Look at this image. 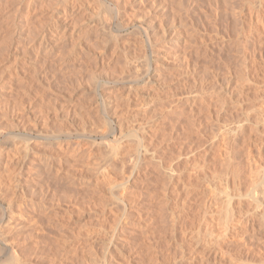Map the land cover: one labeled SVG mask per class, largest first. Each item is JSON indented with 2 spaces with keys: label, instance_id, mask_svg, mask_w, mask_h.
I'll use <instances>...</instances> for the list:
<instances>
[{
  "label": "rangeland",
  "instance_id": "obj_1",
  "mask_svg": "<svg viewBox=\"0 0 264 264\" xmlns=\"http://www.w3.org/2000/svg\"><path fill=\"white\" fill-rule=\"evenodd\" d=\"M62 1L59 0L57 2V8L60 10L59 14L69 17L64 22V25L70 26L72 30L75 28V31H77L71 35L72 37L68 36L65 41L63 39L62 43H56L55 46L51 44L47 48L46 46L40 47L39 39L42 35H46V40L50 41V43L55 39L53 29H51L54 24V12H51L50 1L35 0L33 2L34 5H30L29 7L27 6V0H20L19 3L15 4L12 3L13 0H3L2 2L3 7L1 8L3 9L0 13V26H2L0 28V49L3 52L0 51V54H4L3 56L0 55V60L6 61L2 63L1 60L0 63V69L3 68L0 70V136L3 135L0 137V166L2 165L0 172L3 173L4 171L10 178L19 177L22 180L20 187L25 188L26 192L21 195L20 191H14L13 188L11 190V187L1 180L6 174H0V201H2V197L9 198L11 195L13 197L12 208H7L8 206L6 205L4 209H0V229L3 230L2 228L9 221L14 223L12 224L13 229H11L13 231L8 233L7 238L11 241V245L16 246L14 248L17 256L20 258V264H111V258H113L115 250L112 240V219L108 212H103L102 208L105 201L102 202L100 199H96L99 196L101 198L104 194L105 198L110 199L111 197L108 190L105 193L103 192L106 189L102 186L104 185L102 184V180L100 179L99 182V179H97L99 177V170L109 164L108 157L110 154H108V149L105 146L104 148L103 145L91 147L88 144L87 138L90 136L98 137L101 134L99 132H104L105 130L106 133L111 132V120L114 119L112 117L121 115L120 112L123 108L120 107L119 102H124H122V94H125L129 87L132 86L135 75L137 76L136 79L142 78L137 84L141 91L142 89L145 91L153 89L152 93L155 94L157 92L160 95L155 94L160 98L159 101L162 104V108L160 106V109L163 112L175 104L172 103L173 100H176L175 102L181 105L186 99L194 97V95H198L200 99H205H199L201 112L197 118L198 122H201V125L205 128L202 137L203 142L201 143L203 145L202 148H206L211 144L212 139L209 137L213 132L222 137V130L226 124L232 125L240 120L242 122L248 121L251 125L256 124L254 120L257 116L254 114L258 110H262L264 113V91L261 92L262 89L264 90V28L262 26L258 27H261L260 29L263 31L261 33L260 29L257 28L258 25L253 26V19H249L251 17L249 15L252 9H259V6L263 7L264 0H198V2L196 0L194 2L193 0V4L190 0H184L182 3L179 0H167L168 2L166 0L164 2L160 0H142L134 4L127 3V5L123 0H112L110 3L105 0H90L91 2L87 3L90 5L88 11L89 20L87 21L89 27L86 24H79L81 19H78L80 16L76 17L77 8L72 7L73 10L69 8L65 12L61 6L64 3H59ZM114 1L118 2L114 3ZM11 4L14 6L12 7ZM16 5L20 6H17L19 9ZM117 5L118 9L116 10L115 6ZM5 7L6 9H4ZM15 7L18 9L16 17L12 15L15 14ZM233 8L235 12H232L234 11ZM237 9L240 10L238 11ZM260 9H262L260 14H263L264 7ZM62 10L63 12H61ZM131 11L133 12L131 13ZM216 11L220 13L217 17L215 16L217 15ZM10 13L14 20L9 18ZM214 13L215 15H213ZM233 13L237 15L234 16ZM262 16L264 17V15ZM1 20L7 21L6 25ZM16 20L19 23L20 29L18 28L19 31L17 29V33L13 35L12 28L10 27L12 26L11 23ZM25 22L27 23L25 24ZM74 23L76 27H74ZM97 23L98 25L107 23L106 26L109 25L107 33H110L111 37L107 36V33H101L100 25V27L96 25V28L90 27ZM9 24L11 25L9 26ZM118 24L120 26L123 25L120 27ZM249 24L250 26H248ZM4 25L11 30L6 29ZM87 27L90 30L84 31L88 29ZM32 29L37 32L34 33ZM82 31H84L85 36ZM257 31L260 32L257 34ZM74 35L77 36L75 37ZM105 35L106 37L102 40L103 38L100 37ZM164 35H166L165 40L163 38ZM7 36L11 37V39H8ZM5 39L6 41H4ZM7 39L14 41L15 44ZM115 40L118 42V45ZM73 50L76 53L72 52ZM16 51L19 52L17 53ZM163 55L164 57L166 56V59L169 58L166 62L158 64L156 60H153L155 57L161 58ZM17 56L18 58H16ZM183 58L186 59L187 64ZM15 61L17 62L15 63ZM146 62H151L153 67H151V72L147 76L144 73L148 68L145 66L148 64ZM124 65L125 67H123ZM187 65L190 67L186 68ZM160 67H162L161 70ZM137 71L139 72L137 73ZM131 73H134L133 77ZM140 74L143 77L142 75L140 77ZM213 75L214 77L216 76L215 79L212 78ZM225 77L228 78L226 79ZM244 77L246 80H243L245 79ZM149 78L153 79L150 83L152 85H148L147 83L150 80ZM228 81L229 83L227 84ZM211 82L212 84L215 83L213 84L214 87H211L213 86L210 84ZM1 84H3V88ZM225 85H229L228 91L231 88V93L224 89L227 87ZM215 87L219 91H216ZM219 87L227 98H225L226 96L224 97L225 99L222 98L224 93L220 91ZM199 88L202 89L199 90ZM119 96L121 100L117 99ZM102 97L112 102L111 105L108 104L110 106L108 107L109 109L102 106ZM216 97L222 98L221 101ZM114 99L118 104H116L117 102H113ZM225 100L226 102L223 103L222 101ZM217 101L219 103L222 102L224 105L217 103ZM209 103H211V106ZM214 103L216 106H219H214ZM163 105L167 106L164 110ZM220 107H225L226 109L224 110L226 111L223 110L217 114L215 110H219ZM113 108L118 109L120 112L118 110L117 112ZM156 108H159V104ZM208 109L210 110L208 111ZM211 110L218 115V118L216 117L217 120L214 118L215 114L213 115ZM246 112L247 115H250L249 117L246 116ZM210 113L212 116H210ZM243 119L245 120L243 121ZM256 121L258 123L257 119ZM28 125L31 126L30 128L36 126L35 128H38L40 132L44 131L40 134L47 139L43 141L42 139H36L38 142L31 143V146H34V150L32 151L33 156H53L55 167L57 166L58 168L61 165L60 168L67 171V173L71 172L80 177H88L91 178V181L95 179L94 181L100 185L102 184L101 186L104 188V190L102 189V195L98 192L97 194L93 190L95 188L94 183L88 186H76L77 189H75L76 187L72 188L69 183L67 184L68 180L61 178V172L59 175L56 174V168L54 169L55 176L52 174L54 171L48 177L45 176V174L39 172L34 167L32 159L28 161L31 166L26 164L23 172L19 174L18 162L21 161V158L19 157L20 159H18L17 154H20V147H18L20 145L18 143L21 142L22 137L18 138V135L33 134L29 130ZM59 125L62 129L60 132L65 130L63 133L58 132ZM67 125L71 127L70 130L69 128L67 129ZM8 130L13 131V137L17 138L14 139L11 136V139H9ZM37 133L39 132L37 131L33 135ZM255 134L260 138H264V131L263 135H261L262 133L259 135L257 132ZM219 137L218 139H221ZM70 140L73 142L78 140L77 142L81 143H79L80 146L76 145L78 146L76 147L77 150L74 148L75 144ZM60 142L63 145L61 144L59 148L62 146L60 149L63 152L58 148ZM97 142L100 144L102 140L99 139ZM235 146L237 147L238 144H235ZM248 147L243 152V159H240L241 162L243 160L244 164L247 163L245 164L246 167L243 164V168L242 165L240 166L243 169H241L242 173L244 172L245 186L251 184L252 179L250 177H257L259 174L262 176L264 174V143H260L258 146L253 145L251 151L248 150ZM71 148L76 150L74 154ZM61 153L65 155H61ZM194 153L197 156L200 151L195 150ZM212 153L215 156L223 158L218 149ZM220 163L222 161H219L215 167L218 170L214 169L216 173L223 168L219 166L225 165H221ZM248 165L254 167V171H250L252 168L249 170ZM4 167L8 168V172L11 169L12 174L11 172L8 173ZM262 167L263 169L261 170ZM255 170H258L259 174L255 175L254 172L258 173ZM224 171L223 173H225ZM248 172H252L250 174L253 176ZM220 173L222 172H218L219 175ZM245 173L250 176L246 177ZM34 179L33 185L30 183L27 185V181L29 182ZM245 179L250 184H247ZM33 186L40 188L36 195L31 191L34 188ZM245 186V189H249L250 187L247 186L246 188ZM9 189L13 192L11 193ZM27 191L29 192L27 193ZM6 194L7 196H5ZM214 194L219 195L217 198L221 197V200L224 199L222 193L214 192ZM91 198L94 199L92 200ZM101 200L103 199L101 198ZM73 202L76 205H79L81 202L80 207L73 205ZM67 206H69L68 209H71L73 213L68 215L65 213ZM202 206L204 207V203ZM19 210L23 211V213L25 212V218L21 220L22 223H19V218L15 216ZM9 213L14 214L13 220H9ZM16 224L19 225H17L18 228H15ZM34 225L41 228L43 232V237L40 240L42 243L37 246H35L37 243L34 242L35 235L33 236ZM91 231H93V234ZM78 241H84L85 244L80 249L77 248V251H74L76 247L69 244H74ZM30 243L31 245H29ZM39 246H41L40 250L37 248ZM2 254V251H0V264H5L6 262L8 264H16L13 261L11 263L8 260V256Z\"/></svg>",
  "mask_w": 264,
  "mask_h": 264
},
{
  "label": "bare ground",
  "instance_id": "obj_2",
  "mask_svg": "<svg viewBox=\"0 0 264 264\" xmlns=\"http://www.w3.org/2000/svg\"><path fill=\"white\" fill-rule=\"evenodd\" d=\"M19 1L13 0L12 3L13 4H15L17 2L19 3ZM27 1H28V3H27L28 7L30 5L31 6L34 5L33 2L35 0H27ZM49 1H50L49 3H51L50 4L51 9H52L51 12H54V14H55V15L53 14V17H54L53 27L52 28L50 27L51 29H53L55 39L54 40L52 39L53 41L51 40L52 42L50 43V41L46 40V35L44 36L41 34L42 36L39 39L40 40V47L46 46V48L51 44H52V46H55L56 43H59V42L62 43L61 41H63V39L65 41V39L68 36L73 35L77 31V30L75 31V28L72 30L70 26L64 25V22H66L69 17H66V15H64V14L63 15L59 14L60 10H59V8H57L58 7L57 2L59 0H49ZM105 1H108L110 3L112 0H105ZM123 1H125V4L127 5V3H131V4L133 3L134 4L136 2H141L142 0H123ZM160 1L164 2L165 0H160ZM179 1L182 3L184 0H182V1L179 0ZM190 1L193 4V0H190ZM196 1L198 2V0H196ZM196 1L194 0V2H196ZM2 2H3V0H0V13L2 12V9H3V8H1V7H3ZM90 2H91L90 0H63L62 2H59V3L60 4L64 3L61 6L63 7L62 9L65 12L69 8L70 9L72 7L77 8L76 17L80 16L78 19H81L79 24L81 23V25H84V24L87 25L88 24L87 21L89 20L88 11L90 9V5L87 3H90ZM116 2H118V1H114V3H116ZM46 3H48V2H46ZM261 3H262V1H261ZM60 4H59V6H60ZM21 5H22V3H21ZM13 6L14 5H12V7ZM17 6H19V5H16V7ZM39 6H37V7H39ZM250 6H251V4H250ZM16 7H15L16 10L14 11L15 14H12L15 17L17 16L16 12L19 9L18 7H17L18 9ZM45 7H47V6H45ZM241 7H242V5H241ZM263 7L259 6V9H252V10L250 9L251 11H250L249 16H251V17H249V19H253L252 20L253 26L258 25L257 28L259 26H262L264 28V17L262 16V15H264V11H263V14H260V11L262 10L260 8H263ZM73 8H72V10H73ZM115 8L117 10L118 5L115 6ZM4 9H6V7ZM63 10L61 12H63ZM23 11H25V10H23ZM231 11H232V9H231ZM34 12H36V11H34ZM132 12L133 11H131V13ZM232 12H235V9ZM216 13H217V11H216ZM219 14L220 13H217V15H215V13H214L213 15H215L217 17ZM237 14H238V12H237ZM237 14L233 13L234 16ZM241 14L243 15V13H241ZM57 15H62V16H57ZM244 15H245V13H244ZM10 16H11V13H10ZM10 16H9V18L14 20L12 18L13 16H11V17ZM3 18L5 19V17H3ZM212 18L214 19V17H212ZM237 19H238V16H237ZM208 20H209V18H208ZM217 20H218V18H217ZM1 21L4 22L3 20H1ZM6 22L7 21L4 22L5 25H6ZM26 23L27 22H25V24ZM127 23H129V22H127ZM216 23H218V22H216ZM11 24H12V26L10 28H12V34L14 35L17 33V29L19 28V23L16 20V21H13V23H11ZM11 24H9V26ZM106 24L105 23L99 24L103 28H101L98 25V23L93 24L90 27L94 28L96 25H98V27H100V29L102 30L101 33L106 34L108 32L107 29L109 28V25H107L108 26L107 27ZM250 24H251V22H250ZM250 24L248 26H250ZM1 25H3V24H1ZM4 26H3V28H4ZM87 26L89 27V25H87ZM118 26H120V25L118 24ZM74 27H76V24ZM0 28H2V26H0ZM5 28H6V26H5ZM5 28L3 29L4 33H5ZM10 28H6V29H10ZM84 28H85V26H84ZM257 28H256V30H257ZM260 28H258V29H260ZM263 28H262V30H263ZM19 29H18V31H19ZM71 30H72V32H71ZM87 30H90V29L88 28L84 31H87ZM84 31H82V33ZM260 31H261V29H260ZM260 31H257V34ZM263 31H261V33ZM35 32H37V31H34V33ZM69 32H71V34H69ZM91 32H92V29H91ZM93 32H95V31H93ZM40 33H38V34L40 35ZM88 33H89V31H88ZM253 33H251V34H253ZM12 34H11V37H12ZM109 34L107 33V36H110ZM80 35H82V34H80ZM29 36H31V34H29ZM32 36H34V35H32ZM84 36H85V34H84ZM11 37H8V39L9 38L11 39ZM105 37H106V35L101 36L100 38H103L102 40H104ZM165 37H166V35H164V37H163L164 40L166 39ZM17 38H19V37H17ZM12 40H13V38H12ZM14 40H15V38H14ZM4 41H6V39ZM8 41H10V40H8ZM10 42L14 43V41H10ZM115 42H116V40H115ZM104 43H105V41H104ZM116 43L118 45V42H116ZM60 45H62V44H60ZM55 48H57V47H55ZM75 48H76V46H75ZM0 51L3 52L1 49H0ZM8 51L9 50L7 49V52ZM4 52L6 53V51H4ZM72 52L76 53L74 50ZM3 54L4 53H1L0 55L3 56ZM245 57H246V54H245ZM245 57H243V58H245ZM16 58H18V56ZM125 58H126V56H125ZM180 58H182V57H180ZM167 59H169V58H167ZM167 59H166V56L164 57V55H163L161 58L155 57L153 60H156L157 63L159 64V63L166 62ZM1 60H0V63H1ZM183 60L186 61V59H184V58H183ZM5 61L2 60V63ZM125 61H127V60H125ZM16 62L17 61H15V63ZM11 63H12V61H11ZM146 63H148V64L145 66H146V68L147 67L148 68L144 72L145 76L149 75V73L151 72V67H152L151 62L150 63L146 62ZM186 64H187V61H186ZM125 65H127V64L125 63ZM125 65L123 67H125ZM187 66H186V68L190 67V66H188V67ZM129 67H130V65H129ZM162 67H160V70ZM245 68H246V66H245ZM1 69H3V68H1ZM129 70H130V68H129ZM247 71H248V69H247ZM138 72L139 71H137V73ZM134 73H135V71H134ZM134 73L133 74L131 73L132 77L134 76ZM142 74H140V77ZM159 74H160V72H159ZM229 74H230V72H229ZM143 75H142V77H143ZM247 75H244V76H247ZM217 76H219V75H217ZM136 77H137L136 75H135V77H133L135 80L133 81L132 86L129 87L128 91L127 92L125 91L126 93L122 94L121 98H122V102L123 101L124 102L123 103L119 102V105L121 108H123V110L120 112L118 110V109H120V107L118 105H116L118 107V109L113 108L116 111L118 110L121 115H116L115 117L113 116L112 118H114V119H112V120L110 119L111 123H112L111 124V126H112L111 132L106 133L105 132L106 130H105L104 132H99L101 134H99L100 136L98 135V137L90 136L87 138L88 144L91 147H94L97 145L98 146L103 145V147L105 146L109 151V152L107 151L108 154H110L108 157L109 158V161H108L109 164H107V165L105 164L106 167L101 166L102 168L98 172L99 177L97 176L98 177L97 179H99V182H100V179L102 180V182H103L102 184H104V185H102V184L101 185L103 187H105L106 190H104V188L99 183L94 181L95 179L93 181H91V178L84 177V176L80 177L76 174H72L71 172L67 173V171H64L62 168H60L61 167V165H60L61 161L59 164L60 166L58 168H57V166L55 167L53 156H49V155L48 156H45V155L33 156L34 154H32L33 153L32 151L34 150V146H31V143L38 142L37 141L38 139H42V141H43L46 138L40 134L44 131L40 132L38 130V128H35L36 126L30 128L31 126L28 125L29 130H31L33 132V134H35L37 131L39 132L36 135H33L32 133L31 134H21L20 136L18 135V138L22 137L21 142H19L21 144L18 143V145H20L18 147H20L19 151L21 154V155L17 154L18 159L21 158V161L18 162L19 163L18 173L21 174L23 172V170L25 169L26 164H29L28 161L32 159V161L34 163V164L33 163L32 164L35 165L34 167L37 170H39V172H42L43 174H45V176H47V177L56 168L57 169L56 174L59 175V173L61 172L60 173L61 178L64 180L65 179L68 180L67 184L69 183V185L72 186V188L73 187L75 188L76 186L81 187V185L82 186L83 185L88 186V185L94 183L95 188L93 190L96 193L98 192L99 194L102 195L103 192L105 193V191L108 190L110 193V196H111V197L108 196V197H110V199L105 198V194H104V196H101V198L103 200H101L100 196H99V198H96V196H94V197L96 199H100V201H102V202L105 201L103 203V208H102L103 212H106V213L108 212L111 216V219H112V222H111L112 223V228H111L112 229V237H113L112 240H113V245H114L115 250H114V255L112 256L113 258H111V260H112L111 264H236V263H238V264H264V174L262 176H260L258 170H255L258 173L254 172V174L255 175L259 174V175L257 177H254L252 174H250L252 172H250V173L248 172L250 175L253 176V177H250L252 179L250 182L252 185L249 183L248 180H246L248 178H246L245 180L247 181V184H250L251 186L250 185L245 186L246 182L244 181L245 176H244V172L242 173V170H243L242 168H243V165L245 166V164H247V163L244 164L243 160H242V162L240 161V159H243L242 158L243 152L245 151V149L247 150V146H249L248 150L251 151V149H253L252 148L253 145L258 146V144L264 143V138H262V137L260 138L255 134L257 132V134L259 133V135H260L262 133L261 135H263V131H264V130H262V129H264V113H263V111L258 110L256 112L254 109V111L256 112V114H254V115L257 116V118H255V120L254 119L253 120H254V122H256V124L251 125L248 121L247 122L244 121L245 119H243L244 122H242V120H240V121H237L236 123H233L232 125L226 124V126H224L225 128L222 130L223 136L219 137L218 135L215 134V132H213L211 134V136L209 137L210 139H212L211 144H209L208 147H206V148H204V147L202 148L203 145H201V143L203 142L202 137H203V133L205 131V128L201 125V122H198L199 120H197V118L199 117V113L201 112L200 100H202L204 98L200 99V97L198 98V95L197 96L194 95V97L186 99L184 101V103L181 105L177 104V102H175L176 100H173L172 103H175V104L170 106L168 110L163 112L160 109V106L162 108V104L159 101L160 98H158V96L155 95L158 93L157 92H155V94L152 93L151 92V91H153L152 88H150V89H152L151 91H149V89L146 91L142 89V91H141V89L137 86V84L140 82L139 80L142 78L136 79ZM215 77L213 75L212 78L215 79ZM219 78H217V79H219ZM152 80L150 79L149 81H147L148 85L152 82ZM243 80H246V78ZM241 81H242V79H241ZM25 83H27V82H25ZM228 83H229V81L227 82V84ZM210 84H212V82ZM213 84H215V83H213ZM2 85L3 84H1V86ZM150 85H152V84H150ZM156 85H158V84H156ZM14 86H16V85H14ZM225 86H227V85H225ZM228 86L225 87L224 89L227 92L232 91L231 88H230V91H228L229 90ZM146 87H147V85H146ZM211 87H214V85ZM2 88H3V86H2ZM147 88H149V87H147ZM144 89H146V88H144ZM201 89L199 88V90H201ZM212 89H214V88H212ZM212 89H210V90H212ZM216 91H219V89L217 90V88H216ZM220 91H221V88H220ZM262 91H264V90L262 89L261 92ZM221 92L224 93L223 91H221ZM215 95H214V97H215ZM102 96L104 97V95H102ZM225 96L226 95L224 93V96L222 98H224ZM103 97H102V106L107 107V108L110 107L108 104L111 105L112 102H110L108 99L105 100V98H103ZM166 97L168 98V96H166ZM216 98L219 99V97H216ZM222 98H220L219 100L221 101ZM225 98H227V96ZM117 99L121 100L120 96ZM113 102H115V99ZM222 102L224 103V102H226V100L222 101ZM222 102H220V103H222ZM215 103H214V106H216ZM217 103H219V102L217 101ZM116 104H118V102ZM158 104H159V108H156ZM209 104L211 106V103H209ZM166 105L168 106V104H166ZM166 105L165 106L163 105V107H164L163 110L165 108H167ZM217 106H219V105H217ZM17 107H19V106H17ZM201 107H202V105H201ZM14 109H15V106H14ZM158 109H160V110H158ZM224 109H226V108L220 107L219 110H215V111H217L216 113L218 114L220 111H223ZM209 110L210 109H208V111ZM116 111H115V113H116ZM159 111H161V112H159ZM224 111H226V110H224ZM244 111H246V110H244ZM211 113L213 115L215 114L214 118L217 120L218 115H216V113H214L213 111ZM212 114L210 116H212ZM210 116H208V117H210ZM246 116L249 117L250 115H247V112H246ZM256 119L258 120V123H257ZM101 120H103V119H101ZM247 120H249V119H247ZM249 121H251V120H249ZM64 126H66V125H64ZM25 128H24V131H25ZM58 128H59L58 132H60V130H62L60 125ZM68 128H69V130L71 129V127H69V126L67 127V129ZM82 129H83V126H82ZM29 130L27 129V131H29ZM69 130H67V131H69ZM254 131H255V133H254ZM12 132L11 131L8 132V135H10V137L7 135L9 137V139H11V136L14 139L17 138V137H13L14 135ZM63 132H60V133H63ZM50 133H51V131H50ZM70 133H72V132L70 131ZM6 134H7V132H6ZM54 134H56V133L54 132ZM51 135H52V133H51ZM1 136H3V135H1ZM76 137H77V135H76ZM218 137L221 139H218ZM5 139L7 140L6 137H5ZM99 139L102 140V142H100V144H98V142H97ZM32 140H35V141L32 142ZM45 140H47V139H45ZM82 140H84V139H82ZM77 141L76 142L71 141L75 144V146H74L75 149H76V147L80 146V144H81L80 142H77ZM73 143H71V144L73 145ZM61 144H62V142H60L58 144V148ZM235 144H238V146L236 147ZM76 145H78V146H76ZM75 149L71 148V150H73V152H72L73 154L77 150V149L76 150ZM217 149L221 152V155L223 156V158H220L219 156H215L212 153V152H215ZM66 150H65V152H66ZM195 150L200 151L199 155H197V156L195 155V153H194ZM61 151L63 152V150H61ZM64 153H61V155ZM219 161H222V163H220L221 165L225 164V165L219 166V167H223V168H221V171H218V172H222V173H220V175L218 174V172L216 173V171L218 169L215 168L216 165L219 163ZM241 165H242V168L240 167ZM248 167H249V170H250V168H252L250 171H252V170L254 171V167L249 166V165H248ZM4 168H6L7 172H8V168L7 167H4ZM214 169H216V171H214ZM262 169H263V167L261 168V170ZM11 171L12 170L10 169L9 172H11ZM31 171H32V169H31ZM223 171L225 173H223ZM1 173L2 172H0V174ZM54 173H55V171L52 174L54 175ZM5 174L6 173H4V171H3L2 175H5ZM11 174H12V172H11ZM7 175L8 174H6L5 177L3 178L4 180L1 179L2 182H5V184L10 186L11 190L13 188L14 191L15 190H17L18 192L20 191L21 195H23L26 192V189L23 187H20L22 180L19 179V177L10 178ZM32 175H34V174H32ZM245 175H247V174L245 173ZM250 175H247L246 177H249ZM60 176H59V178H60ZM40 177H38V178H40ZM56 180H58V179H56ZM34 182H35V179L30 180L29 182L27 181L26 183H27V185H28V183L33 185ZM5 184H3V185H5ZM8 186H6V187H8ZM244 186L246 188H247V186L248 187L250 186V187H249V189L248 188L245 189ZM33 187L34 188L31 189L32 188V186H31L30 189H31L32 193L36 195L39 192L38 190L40 188H38L36 186H33ZM75 189H77V187ZM81 189H83V188H81ZM102 189L104 190L103 192H102ZM11 190H10V192H11ZM70 191H71V189H70ZM28 192L29 191H27V193ZM214 192L215 193L216 192L222 193V195H224V197H223L224 199L222 198L223 200H221V197L217 198V197H219V195H218L219 193L216 194L217 195L216 196L214 194ZM210 193H213V194H210ZM209 195H214V196H209ZM222 195H220V196H222ZM5 196H7V194ZM12 198H13L12 195L9 198L2 197V201H0V209H4V207L6 205L8 206L7 208H12V200H13ZM70 202H71V200H70ZM203 203H204V207L202 206ZM80 204H81V202H80ZM18 205H20V204H18ZM73 205H76V203H74ZM79 205H76V206L80 207ZM68 208H69V206H67V208L65 210V213L67 215L73 213V211L71 209H68ZM21 210H19V212H17L15 214V216H17L19 218V221H20L19 223H22V221H21L22 218H25V212L23 213V211H21ZM27 210H28V208H27ZM6 214H8V213H6ZM8 216H9V220L14 218L13 217L14 214L9 213ZM7 220H8V218H7ZM69 220H70V218H69ZM4 224H5V222H4ZM12 224H14V223L9 221L8 223H6L4 225V227L2 226L3 230L0 229L1 230L0 231V243H1V248H0L1 250L0 251H2V253H3L2 255L8 256V258H9L8 260H10L11 263L13 261L16 264H20V258L17 256L16 250L14 248L16 246L11 245V243H10L11 241H9L7 238L8 233L13 231V230H11V229H13ZM18 224H16L15 228H18V226L20 225V224L19 225ZM33 232H34L33 236L35 235L34 242L37 243L36 245L34 243V245L37 246L40 243H42V241H40V240L43 237V232H42V229L37 227L36 225L33 226ZM92 232L93 231H91V233ZM31 243L29 245H31ZM66 244H68V243H66ZM83 244H85L84 241L83 242L78 241L74 244H69V245L76 247V250L74 248V251H77V248L80 249V247H82ZM34 245H32V246H34ZM40 247L41 246H39L37 248L39 249ZM31 248H33V247H31ZM27 250H28V248H27ZM33 250H34V248H33ZM37 250H35V251H37ZM41 250H42V248H41ZM5 260H7V259H5ZM5 264H8V263L6 262Z\"/></svg>",
  "mask_w": 264,
  "mask_h": 264
}]
</instances>
